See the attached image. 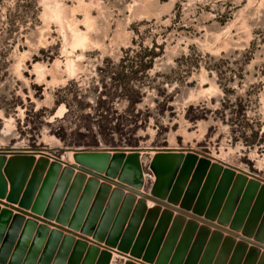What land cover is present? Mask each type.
I'll use <instances>...</instances> for the list:
<instances>
[{
    "label": "rangeland",
    "instance_id": "rangeland-1",
    "mask_svg": "<svg viewBox=\"0 0 264 264\" xmlns=\"http://www.w3.org/2000/svg\"><path fill=\"white\" fill-rule=\"evenodd\" d=\"M77 27L87 46L75 45ZM146 47L156 53L147 72L135 57ZM131 66L148 81L136 105L111 93ZM102 89L115 130L97 131L94 145L76 111L96 117ZM70 146L136 149L138 173L127 159L110 174L63 160ZM20 156L34 159L29 176L9 167ZM37 169L31 206L9 201ZM0 170L10 212L0 250L12 264H107L105 250L108 264H264V0H0ZM95 199L101 215L87 234ZM15 214L63 236L46 249L48 234L36 242L22 227L5 247Z\"/></svg>",
    "mask_w": 264,
    "mask_h": 264
},
{
    "label": "water",
    "instance_id": "water-1",
    "mask_svg": "<svg viewBox=\"0 0 264 264\" xmlns=\"http://www.w3.org/2000/svg\"><path fill=\"white\" fill-rule=\"evenodd\" d=\"M69 150H73L74 152H76L78 155H76V158L80 161H86L87 164H89L91 167H95V168H101V170L106 169L107 173L110 174L112 173L114 170H116V172L119 171V169L122 167L123 168V163L124 161L127 159L128 161H130L128 163V165H126V168H134V170L138 173V169H137V165H136V149H131L130 153L127 154L125 153V149H121V148H112L115 149L114 153L111 154L110 152L106 151L107 148H103L100 146H96V147H85V146H70L68 147ZM125 150V151H124ZM195 159L196 157L192 156V155H188L186 157L187 161L190 159ZM13 160V159H12ZM105 160V161H104ZM105 162V163H104ZM32 163H34V159L30 158V157H22L20 156L18 159H14L13 161L10 162L9 167H16L17 164V170L16 173L19 170H22V172L26 173V175L29 176V174L31 173L32 170ZM200 164L207 166H210V161L207 159H202ZM40 167L45 168V164L43 162V164L39 165ZM4 167L3 165H1V168ZM7 167V166H6ZM113 168H116L114 170H112ZM36 170V169H35ZM34 170V172H35ZM39 171V177L35 178L34 177V173L32 175L31 180L28 181V183H22V180L20 181V186L23 184V186L20 188L19 187V195L16 196H12L9 198V201L11 202H19V205L22 207H27L29 208L30 205V200L35 196V194L37 193L38 187L40 186V182L42 180V173L40 172L39 169H37ZM212 172H216L218 174H220V172H222V168L220 165L218 164H214L212 165L211 168ZM7 171V170H6ZM0 172L2 173V171L0 170ZM66 172H68L66 170ZM224 172V175L226 176V179L229 177H233L234 173L231 170L226 169ZM183 173V172H182ZM27 176V178H28ZM125 178V177H124ZM126 180V179H125ZM27 182V180H26ZM134 184H138V181H132ZM25 184H28L24 190ZM18 186V185H17ZM106 187V185H103ZM106 190H108L107 188H105ZM24 190V191H23ZM23 192V194H22ZM22 196V197H21ZM20 198L21 200L18 201L17 199ZM97 199L94 200L93 204H92V210L86 215V217L84 218V224L83 227L81 226V231L87 234H93L94 230H95V226L97 224V218L101 215V212L97 210V204L98 202L96 201ZM102 200V199H101ZM259 200H261V203H264V188L261 192V195L259 196ZM2 202V201H0ZM4 204V203H3ZM32 210L34 212H37L38 214H42L44 212V208L40 209L38 207L37 208H32ZM153 210H156V208H154ZM152 210V211H153ZM157 211V210H156ZM6 215V217L10 216V212L9 210H7L6 208L3 209L2 212H0V223L1 220H3L4 216ZM46 215V212H45ZM11 227L8 230V237L5 238L4 243H5V247L11 244L12 240L10 238H13L14 235H10L12 234V232H20L22 227H23V232L22 235H24V237H31L32 235H34L36 233V242L37 241V236L38 238H42V236H46V234H48V242L46 245V249L48 248H52L54 246H56V243L59 242V240L62 238L63 234L58 231L57 229H50L47 225L42 224V225H38V223L35 220H26V217L22 214H15L12 218H11ZM45 222V221H44ZM94 223V224H93ZM96 223V224H95ZM9 240L11 242H9ZM65 243L66 242H70L71 239L68 236L64 237L63 240ZM108 243V242H107ZM112 246H116L117 242H111L109 243V245ZM78 246H85V243H80L77 242ZM5 250V249H4ZM2 251L3 249L0 250V263L1 264H12L13 262V257L11 258V260L8 262V259L6 258V255H2ZM46 252V250L44 251ZM133 255L139 256V254L136 251L131 252ZM102 257L104 259V261H107L108 264V260L111 256V253L107 250L102 252ZM76 257V255H75ZM17 259V258H16ZM15 259V260H16ZM145 260L150 261L148 259V257H144ZM44 260V256L42 255L41 257V261L39 264H42V261ZM129 264V263H126ZM159 264V263H158Z\"/></svg>",
    "mask_w": 264,
    "mask_h": 264
},
{
    "label": "trees",
    "instance_id": "trees-1",
    "mask_svg": "<svg viewBox=\"0 0 264 264\" xmlns=\"http://www.w3.org/2000/svg\"><path fill=\"white\" fill-rule=\"evenodd\" d=\"M156 53L154 52L153 49H149V48H143L141 50L135 51V57L139 58L140 61V68L143 70L149 71L152 67H153V63H154V59H155V55ZM125 60V58L121 59V61ZM132 69V66H131ZM148 81L145 78L139 77L137 74V71H134L133 69L129 72L126 73H119L118 75L112 77V88L114 91L113 92H118V93H122L123 96L128 99V101L130 102L131 105H136V103L141 100V97L138 95H140V88L142 86H144L145 84H147ZM150 85V84H149ZM106 88V86H105ZM137 88V89H136ZM67 89V85L63 88H61L60 90H58V93L61 91H68ZM104 89H102V91L99 93V99H100V104H99V99H98V105L94 108L95 110V114L96 117L94 116L93 118H91V121H83L85 118L84 114H80L83 110V107H79L77 109V113L79 112L77 116V118L79 119V121L81 122H77L76 126L77 129H86L88 132H90L93 135V141L92 144L94 145H99V139L97 137V133L101 134V132H105L108 129L111 130H115V127H110V123H106L103 119L107 118V113L104 115L103 113L108 111V107H106V100L101 99V95L104 94ZM120 91V92H119ZM78 95H74L73 98L80 103L81 100L80 98H77ZM82 97V96H80ZM63 100L66 99H62V97H59L57 99V103L62 102ZM67 103V102H66ZM67 107H68V111L66 112V116H68L70 113H72V107L69 103H67ZM89 116V115H88ZM102 119V120H100ZM93 120V121H92ZM136 125L132 128V129H136ZM62 139H64V135L61 137ZM107 142V139L104 140ZM77 142H73V144H76ZM72 144V143H70Z\"/></svg>",
    "mask_w": 264,
    "mask_h": 264
},
{
    "label": "bare ground",
    "instance_id": "bare-ground-1",
    "mask_svg": "<svg viewBox=\"0 0 264 264\" xmlns=\"http://www.w3.org/2000/svg\"><path fill=\"white\" fill-rule=\"evenodd\" d=\"M46 13V12H45ZM76 26V25H75ZM75 31L77 32V34H76V38H75V45H81V46H83V45H86V43L89 41L88 40V36L84 33V32H81L79 29H78V27L77 28H75ZM73 41V42H74ZM73 46V45H72ZM87 46V45H86ZM76 47V46H75ZM67 62H68V64H72V61L71 60H67ZM38 68H41V66L39 67V66H37L36 64L34 65V70H37L38 72H39V70H38ZM42 69V68H41ZM106 151H108V152H112V151H115V149H106ZM66 158L65 157H63V160H66V161H68V162H73V157H74V159L76 158V155H78L76 152H74L73 150H69V149H67L66 150ZM159 155H161L160 153H157L155 156H159ZM212 156H214V157H216V158H218V159H221V160H223L222 158H220L218 155H216V154H212ZM6 161V160H5ZM148 205H149V207H151V206H154L155 204H154V202H151V201H148ZM142 206H144V208H145V204L144 205H142ZM141 206V207H142ZM3 209H5V207L3 206V207H1V205H0V212H2L3 211ZM42 223H40V225H41ZM126 227V226H125ZM116 255V254H115ZM111 262V261H110ZM113 264V263H112Z\"/></svg>",
    "mask_w": 264,
    "mask_h": 264
}]
</instances>
